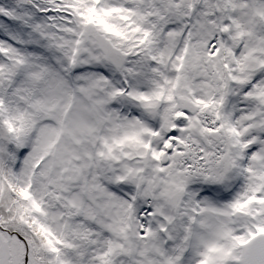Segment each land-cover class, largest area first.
Instances as JSON below:
<instances>
[{
  "label": "snow or ice",
  "instance_id": "snow-or-ice-1",
  "mask_svg": "<svg viewBox=\"0 0 264 264\" xmlns=\"http://www.w3.org/2000/svg\"><path fill=\"white\" fill-rule=\"evenodd\" d=\"M0 264H264V0H0Z\"/></svg>",
  "mask_w": 264,
  "mask_h": 264
}]
</instances>
